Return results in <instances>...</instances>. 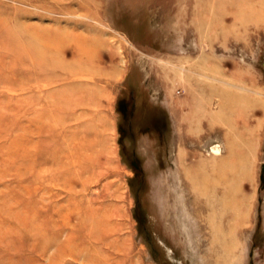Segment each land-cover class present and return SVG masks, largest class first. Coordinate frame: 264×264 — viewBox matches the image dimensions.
<instances>
[{"label": "rangeland", "instance_id": "1", "mask_svg": "<svg viewBox=\"0 0 264 264\" xmlns=\"http://www.w3.org/2000/svg\"><path fill=\"white\" fill-rule=\"evenodd\" d=\"M0 264H264V0H0Z\"/></svg>", "mask_w": 264, "mask_h": 264}, {"label": "bare ground", "instance_id": "2", "mask_svg": "<svg viewBox=\"0 0 264 264\" xmlns=\"http://www.w3.org/2000/svg\"><path fill=\"white\" fill-rule=\"evenodd\" d=\"M212 152H214V154H219L220 153V147H219V145H215V146H213L212 147ZM200 208H199V207ZM194 209H196V210H199V212H201L202 211V209H204V208H201V204L200 205H197V208H194ZM233 214L232 213H229L228 215H227V219L230 221V220H232L233 218V216H232Z\"/></svg>", "mask_w": 264, "mask_h": 264}]
</instances>
